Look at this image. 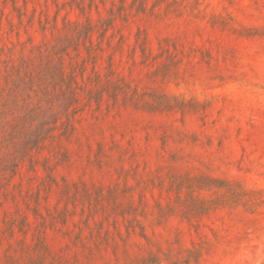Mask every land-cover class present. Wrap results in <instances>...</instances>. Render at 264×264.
Instances as JSON below:
<instances>
[{
  "label": "rangeland",
  "instance_id": "374dc122",
  "mask_svg": "<svg viewBox=\"0 0 264 264\" xmlns=\"http://www.w3.org/2000/svg\"><path fill=\"white\" fill-rule=\"evenodd\" d=\"M0 264H264V0H0Z\"/></svg>",
  "mask_w": 264,
  "mask_h": 264
},
{
  "label": "trees",
  "instance_id": "16d2710c",
  "mask_svg": "<svg viewBox=\"0 0 264 264\" xmlns=\"http://www.w3.org/2000/svg\"><path fill=\"white\" fill-rule=\"evenodd\" d=\"M43 131L46 132L47 131V128H43ZM40 135V134H39Z\"/></svg>",
  "mask_w": 264,
  "mask_h": 264
}]
</instances>
